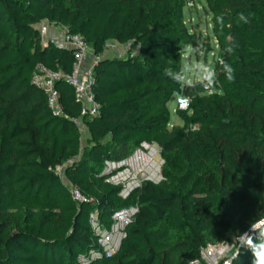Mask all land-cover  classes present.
Instances as JSON below:
<instances>
[{"label":"trees","instance_id":"trees-1","mask_svg":"<svg viewBox=\"0 0 264 264\" xmlns=\"http://www.w3.org/2000/svg\"><path fill=\"white\" fill-rule=\"evenodd\" d=\"M204 1L220 61L214 80L189 84L180 55L201 38L183 26V0H0V264H78V255L97 248L90 214L106 229L113 212L131 206L138 211L118 253L92 264H190L217 244L233 245L229 264H251L244 234L253 243L264 238V225L251 229L264 220V0ZM42 23L80 36L92 51L97 116L81 117L63 81L55 86L62 116H54L31 84L38 65L72 70L70 50L41 43ZM108 43L134 50L107 56ZM177 95L189 105L176 110L182 125L168 131L166 105ZM152 141L162 181L122 200L100 176L104 163ZM72 160L68 181L96 189L92 198L80 194L82 202L55 172ZM40 194L54 212L31 204ZM10 195L23 218L10 212Z\"/></svg>","mask_w":264,"mask_h":264},{"label":"built area","instance_id":"built-area-1","mask_svg":"<svg viewBox=\"0 0 264 264\" xmlns=\"http://www.w3.org/2000/svg\"><path fill=\"white\" fill-rule=\"evenodd\" d=\"M45 32L46 28L42 27L39 31L40 37L44 36ZM63 32V46L73 54L71 73L69 75L54 73L38 65L32 73L31 84L45 94L47 107L54 116H62V110L59 104V93L55 86L59 81H63L73 89L75 99L81 107V117H95L98 115L99 110V105L95 101L93 92L95 82L93 66L96 58L93 56L91 60L88 59L91 50L80 36L69 35L65 30ZM48 43H43V45L47 46ZM108 44L105 46V52L109 49ZM174 100L178 110L187 109L189 105V99L187 97L177 95ZM75 123H77L81 134H85L83 127L80 125V121H75ZM146 147L149 146L143 143L122 161L104 163L100 176L104 177V181L107 184L120 188L118 196L122 200L127 199L143 183H152L153 179H156L160 175V166L163 162L159 165L154 159L157 155H160V149H146ZM71 195L74 201H84L78 191L71 192ZM137 211V206H131L113 212L111 223L106 229L102 228L99 224L96 213L90 214L89 223L96 240L97 248L90 249L86 254L78 255L77 263L92 264L102 258H110L116 255L125 238V228L132 221ZM262 225H264V220L258 223L255 229ZM242 240L243 238H237L235 242L241 243ZM228 250H234L233 245H208L200 250L199 260L190 264H201V262L213 263L218 255ZM236 255L237 253L234 250L223 264H229Z\"/></svg>","mask_w":264,"mask_h":264},{"label":"rangeland","instance_id":"rangeland-1","mask_svg":"<svg viewBox=\"0 0 264 264\" xmlns=\"http://www.w3.org/2000/svg\"><path fill=\"white\" fill-rule=\"evenodd\" d=\"M184 7L182 9L183 16V26L189 33H193L201 38L197 48H185L180 55V65L183 71V82L184 83H193L202 81L203 78L212 80L214 75V69L216 64L220 61L219 48L217 42L212 33L213 27V15L209 12L206 3L204 0H183ZM46 28L45 35L40 37L41 43L45 44L49 42L48 37V27ZM40 28V27H39ZM41 29V28H40ZM64 33V32H63ZM63 35V34H62ZM109 49L105 52V55L115 54L119 57H124L129 52L133 51V47L128 46H119L116 43H109ZM215 78V76H214ZM210 94V92H208ZM167 110L170 114V122L167 125V130L169 131L171 127L181 126V121L175 115L176 113V103L175 101L169 102L167 105ZM84 134H81V140L84 141ZM149 149H159L154 141L148 144ZM157 164H162V159L160 155H157L155 158ZM75 160H72L65 164L64 166L58 167L55 169V172L60 177L61 181L66 185L70 193L73 191H78L84 198H92L96 195V189L93 185L89 183L79 184L77 182L68 181L65 176V170L68 167L73 165ZM162 166V165H161ZM161 166H160V175L156 179H153V184L158 185L161 181ZM161 180H160V179ZM106 183V182H105ZM107 184V183H106ZM110 185V184H109ZM112 186V185H110ZM116 187V186H114ZM8 203L10 206V212L16 218H23L25 216L24 210H21L19 207H16V200L12 195L8 197ZM31 204L34 207H37L38 210H43L47 213L54 212L55 205L54 202L42 194L39 197H36L32 200ZM67 207L69 209L75 207V204L69 200ZM234 250H228L220 255L214 260L213 263L203 262V264H223L230 257Z\"/></svg>","mask_w":264,"mask_h":264},{"label":"clouds","instance_id":"clouds-1","mask_svg":"<svg viewBox=\"0 0 264 264\" xmlns=\"http://www.w3.org/2000/svg\"><path fill=\"white\" fill-rule=\"evenodd\" d=\"M239 19L242 22H246V17L243 14H240ZM228 53H231L232 48L229 47L226 49ZM225 73H226V79L231 81L233 79V69L229 65H225ZM212 80H214V75L212 77ZM212 83L209 82V86ZM251 229L254 231L255 230V225L251 226ZM246 237V240L244 243L248 245L249 250L251 251L252 254V260L251 264H264V238H261L258 242L253 243V239L251 236L244 234Z\"/></svg>","mask_w":264,"mask_h":264},{"label":"crops","instance_id":"crops-1","mask_svg":"<svg viewBox=\"0 0 264 264\" xmlns=\"http://www.w3.org/2000/svg\"><path fill=\"white\" fill-rule=\"evenodd\" d=\"M44 26L48 27V32L47 33H48V37H49V40H50L49 42L55 44L57 47L64 48L63 42H62L63 30L60 29V28H56L54 26H49L46 23H42V24L36 26V30L39 32L40 28H42ZM109 56L116 57L117 55L111 54ZM92 57H93V54H92V51H90L88 59L91 60Z\"/></svg>","mask_w":264,"mask_h":264},{"label":"water","instance_id":"water-1","mask_svg":"<svg viewBox=\"0 0 264 264\" xmlns=\"http://www.w3.org/2000/svg\"><path fill=\"white\" fill-rule=\"evenodd\" d=\"M175 101L174 98L171 99V102Z\"/></svg>","mask_w":264,"mask_h":264},{"label":"bare ground","instance_id":"bare-ground-1","mask_svg":"<svg viewBox=\"0 0 264 264\" xmlns=\"http://www.w3.org/2000/svg\"><path fill=\"white\" fill-rule=\"evenodd\" d=\"M146 149H149V147H146ZM150 149H152V148H150Z\"/></svg>","mask_w":264,"mask_h":264}]
</instances>
